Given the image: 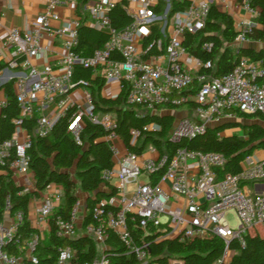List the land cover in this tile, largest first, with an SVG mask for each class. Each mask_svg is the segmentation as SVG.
I'll list each match as a JSON object with an SVG mask.
<instances>
[{"label": "built area", "instance_id": "1", "mask_svg": "<svg viewBox=\"0 0 264 264\" xmlns=\"http://www.w3.org/2000/svg\"><path fill=\"white\" fill-rule=\"evenodd\" d=\"M72 1L47 0L45 11L35 18L33 28H13L0 42V51H7L10 57L7 67L25 71L14 75L20 116L14 120L13 138L0 145V165H8L15 178L21 177L22 187L28 192L32 185L29 175L33 173L30 168L32 141L29 136L19 139L25 132L24 120L35 119V136L44 138L51 133L54 124L74 108L67 132L77 145H82L86 121L108 131L105 140L111 146L115 165L104 172L103 178L114 186L116 195L98 203L85 226L87 211L82 199L77 201L68 218H63L56 214L63 205V191L49 194L35 208L33 220L28 218L29 226L36 230L26 238L21 233L26 223L23 214L12 216L7 202L0 220V264H37V250L45 240L46 230L53 231L60 239L72 240L81 235L91 238L98 254L92 262L83 264H108L105 257L108 232L124 243L127 254L134 255L138 264H154L150 257L151 243L145 238L134 240L133 228L137 227L146 235L157 234V243L178 240L184 244L219 238L224 242V249L215 264L228 263L239 249L247 246L246 237L251 229H264V193L252 195L248 190L250 185L264 183V159L257 161L253 155L246 156L239 174L220 176L226 160L218 153L180 149L168 158L155 147L141 155L123 150L117 144L115 116L96 112L86 85L80 86L88 89L84 106L71 102L69 97L76 88L72 83L74 67L80 64L103 75L106 85L118 83L121 91H125L127 104L140 106L146 112L155 113L165 106H188L193 102L192 117L181 119L171 137L174 142L192 139L208 126L244 122V116L264 117V84L257 82L264 77V66L260 62L242 56L232 71L214 77L210 73L215 68L214 63L197 58L183 45L187 34L197 35L205 28L211 7L227 8V0H184L183 9L173 14L171 0H161L166 4L164 13L156 11L159 3L152 0H125L129 4L136 3L137 8L127 9L132 24L124 30H116L111 25L109 11L115 3L97 0L85 8L88 22L107 33L109 40L88 58L74 51L82 19L51 29V22L60 21L59 8ZM241 6L249 19L234 24L237 33L234 42L240 46L249 42L247 35L254 28L252 19L258 17V11L250 7L248 0ZM157 24L159 38L143 49L140 44ZM53 38L64 43L65 54L57 65L48 60ZM153 49V54H149ZM203 49L211 52L212 44H204ZM115 56H120L121 60ZM34 58L43 59V65H33ZM5 105L0 89V108ZM51 106H55L54 118L47 115ZM144 130L159 131L160 128L150 125ZM130 134L135 144L140 131L131 130ZM230 213L236 220L234 227L228 218ZM6 217L10 218L9 222L4 220ZM56 263L77 264L76 250L69 244L59 247Z\"/></svg>", "mask_w": 264, "mask_h": 264}, {"label": "trees", "instance_id": "2", "mask_svg": "<svg viewBox=\"0 0 264 264\" xmlns=\"http://www.w3.org/2000/svg\"><path fill=\"white\" fill-rule=\"evenodd\" d=\"M85 5L88 0H74ZM172 1V14L182 10L185 4ZM250 7L258 11V27L251 29L247 37L249 40L264 43V0H250ZM127 3H116L109 11L111 25L116 30H124L132 24V18L126 12ZM160 12V9L156 10ZM82 20L77 29L78 39L75 52L85 58L91 57L96 50L102 49L109 40V35L85 24ZM237 33L234 30L232 18L212 6L205 28L197 35L187 34L183 45L197 58L211 61L215 68L211 71L214 77L223 76L234 68L239 57L246 56L264 66V49L255 51L251 48L240 47L234 53L230 46L234 43ZM159 38L158 24L153 27L152 34L143 42V49L148 48ZM212 44L211 52L203 49L204 44ZM153 49L149 54H153ZM115 59L121 60L120 56ZM6 65L0 62V72ZM264 84V77L257 80ZM73 85L79 88L86 85L92 94L95 109L100 114H113L117 126L114 130L128 151L141 155L148 146L155 147L161 155L171 158L180 149L190 152L218 153L224 156L226 165L219 171L220 176L239 174L242 171L241 162L246 156L264 149V117L261 115L244 116V122H228L208 126L202 133L192 139L172 141L170 132L173 128V117L144 111L140 106H129L126 102L125 91L116 99L102 96L106 85L105 78L96 74L93 69L76 65L74 67ZM194 88L196 84L193 85ZM75 88V89H76ZM6 95V105L1 108L0 115V145L11 140L15 134L14 120L20 116V109L16 103L13 82L0 87ZM74 89V90H75ZM193 91V90H192ZM183 93V92H182ZM180 94H175L178 97ZM194 108L193 102L188 104ZM183 106H170L182 108ZM75 109H70L53 127L51 133L44 137L33 136L35 120H24L23 129L32 141L30 150V168L36 180V191L32 194L25 192L15 184L8 165H0V220L2 219L7 202L10 203V214L22 213L26 221L21 233L23 237H30L35 231L29 226L28 207L33 196L45 191L52 185L60 187L64 195V203L56 214L68 218L69 213L82 198H85L87 215L84 225L91 220L92 209L101 201L116 195V189L103 178L106 171L114 168V154L105 137L108 135L100 125L85 122L82 133V145H77L68 134L69 121ZM142 112V113H139ZM145 112V113H144ZM156 125L159 131H145L144 128ZM131 130H139L140 136L136 143L130 134ZM229 130H239L230 134ZM13 159H9L8 163ZM7 163V164H8ZM134 240L145 238L151 243L150 257L154 264H215L222 256L224 242L219 238L195 240L181 244L178 240L155 242L157 234H144L138 227L133 228ZM247 246L239 249L237 254L226 264H264V229H251L246 237ZM69 244L76 250L77 264L92 262L98 252L96 243L87 236L67 240L55 236L53 231L46 245L39 246V261L37 264H57V250ZM105 257L108 264H138L134 255H129L127 247L112 232H108L105 241ZM10 252L13 250L10 248ZM176 258L177 260H175ZM177 261V262H176ZM32 264V263H30Z\"/></svg>", "mask_w": 264, "mask_h": 264}, {"label": "crops", "instance_id": "3", "mask_svg": "<svg viewBox=\"0 0 264 264\" xmlns=\"http://www.w3.org/2000/svg\"><path fill=\"white\" fill-rule=\"evenodd\" d=\"M96 1L97 0H88V2L85 5L78 3L76 1H72L71 3H68L67 5H65L63 7H60L58 10L60 21L51 22V29L56 30L64 22H68L70 20H75L78 18V19H82L83 21L86 20L85 24L87 26L92 27L96 30H99L98 28H95L94 26L90 25V23L88 22L89 21L88 20V18H89L88 13L85 10L86 6L87 7L92 6L93 4L96 3ZM109 1H112L113 3L116 4V3H122L125 0H109ZM152 1L154 3H159L156 10L160 9L161 13H164L166 11V4L164 2H162L161 0H152ZM176 1L183 2L184 0H176ZM243 1L244 0H227V8H217V9L222 13L228 14L232 18L233 23L235 24L236 22H238L242 19H245V18L249 19L248 13L241 6V3ZM248 1L250 2V0H248ZM125 2L127 3L126 12H127L128 8H130L131 10H135L137 8L136 3L131 2L129 4L127 1H125ZM46 3H47V0H0V17H1V24H2V27L0 29V42L3 41L7 37L9 31L13 28H17V29H21V30H28V29L33 28L35 18L45 11ZM252 22L254 24V27H258L257 19H255V20L252 19ZM99 31H102V30H99ZM102 32H104V31H102ZM47 39H48V37H47ZM63 44L64 43L61 39H59V38L54 39L53 38V48L48 55V60L52 65L59 64L60 60L62 59L63 55L65 54ZM142 45H143V43L140 44V46H142ZM240 47L251 48L255 51H259L261 49H264V43L249 40L248 43H246L242 46L236 44L235 42L230 46L231 50H233L235 54L237 52L236 50ZM9 59H10V57H9L8 52L1 50L0 51V62L5 64L6 67H5V69H3L0 72V87L2 85L9 83V82H13V88H14V92L16 95L15 84H14L15 76L14 75L19 74V73H25V71H23L21 69H17V70L9 69L7 67ZM32 64L35 66L41 67L43 65V59L34 58L32 60ZM87 90L88 89L84 88V94ZM73 91H74V89L71 92H73ZM121 92L122 91H121L120 85L118 83H111L109 85H105V87L102 91V96L107 98V99H116L119 95H121ZM1 98L6 100V95H5L3 90H1ZM55 112H56L55 106H51L47 112V115L51 118H54V116L56 115ZM182 112H183V114H188V115L190 114L191 115L192 109H190L189 106H183ZM154 114H157V113L155 112ZM0 115H1V108H0ZM30 120H32V119H30ZM27 121H29V120H27ZM245 122L246 121H244V123ZM35 125H36V120H35ZM237 132H239V130H229L228 131V133H230V134L237 133ZM32 135L35 136V128L33 130ZM27 137H28V133L25 130L24 133L20 134L19 139L24 140ZM117 144L119 145V147L121 149H123V150L126 149V147L124 146L123 142L120 139L117 141ZM257 151H255L256 152L255 160H257V161L263 160L264 159V149H263V151H258V152ZM255 152L252 155H254ZM12 176H13V174H12ZM29 178L31 179L32 185H31V188L29 189L28 192L33 194L36 191V180H35L34 173L30 174ZM13 179H14V182L17 186L22 187L23 182H22L21 177L15 178L13 176ZM248 190L252 195H254L256 193L257 194L264 193V183H260V184H257L255 186L250 185ZM61 191H62V189L60 187H58L56 185H52L49 188H47L45 191L40 192L38 195L33 196L30 203H29V207H28V218L31 221L33 220L35 208L40 204L42 199H44L49 194H52L54 192H61ZM82 200L84 201V205H85V198H82ZM62 203H64V200L62 201ZM4 220L6 222H9L10 218L6 217V218H4ZM31 228H32V226H31ZM32 229L34 231L36 230L34 228H32ZM46 234L48 235V238H49L51 233L48 230L45 231V233H44L45 240H46ZM44 241H43L42 245H46V244H44L45 243Z\"/></svg>", "mask_w": 264, "mask_h": 264}, {"label": "rangeland", "instance_id": "4", "mask_svg": "<svg viewBox=\"0 0 264 264\" xmlns=\"http://www.w3.org/2000/svg\"><path fill=\"white\" fill-rule=\"evenodd\" d=\"M69 97H70L71 102H74V103H77L79 105L84 106L85 105V102H84V98H85L84 87H79V88L75 89L73 92L69 93ZM139 113H142V112H139ZM156 113L157 114H161V115H170V116L173 117L174 123H173V128H172V130L170 132V136H173L174 132H176V130L178 129V127L180 125V121H181V119L183 117H186V116L192 117L191 116L192 114L191 115L190 114L189 115L188 114H183L182 108L173 109V108H170V106H165V107L159 108V109L156 110ZM250 122L251 121H246L245 123L249 124ZM262 125H264V124H262ZM149 151H150V146H148L146 148L145 154L148 153ZM258 151H263V149L258 150ZM253 157H254V159L256 158V152L253 155ZM228 218L230 220L231 226H233V227L236 226V220H235L234 215L232 213H230L228 215ZM163 221H164V219H161V222H163ZM48 240H49V238H48V235L46 234V240L44 241L45 242L44 244H47ZM174 259L177 260L176 258H174Z\"/></svg>", "mask_w": 264, "mask_h": 264}, {"label": "water", "instance_id": "5", "mask_svg": "<svg viewBox=\"0 0 264 264\" xmlns=\"http://www.w3.org/2000/svg\"><path fill=\"white\" fill-rule=\"evenodd\" d=\"M57 123V122H56ZM56 123L54 124V126L56 125Z\"/></svg>", "mask_w": 264, "mask_h": 264}]
</instances>
